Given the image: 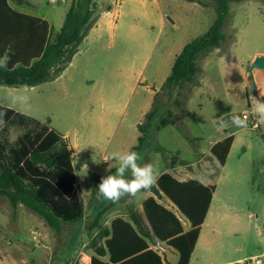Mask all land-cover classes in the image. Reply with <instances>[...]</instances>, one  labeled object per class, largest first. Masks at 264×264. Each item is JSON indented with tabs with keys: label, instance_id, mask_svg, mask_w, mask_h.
Masks as SVG:
<instances>
[{
	"label": "rangeland",
	"instance_id": "374dc122",
	"mask_svg": "<svg viewBox=\"0 0 264 264\" xmlns=\"http://www.w3.org/2000/svg\"><path fill=\"white\" fill-rule=\"evenodd\" d=\"M72 1L10 0V4L20 12L48 20L56 34ZM95 1L99 18L109 6L113 9L90 32L58 79L34 88L0 85V104L55 129L73 147L79 144L74 149V164L85 218L55 232L25 206L14 209L6 197L0 196V264H67L82 239L96 234L92 228L99 212H103L105 227H109L116 205L97 199L100 182L93 181L88 171L104 174L115 170L116 161L106 164L103 159L138 144L139 125L146 123L145 114L154 109V103L161 110L138 163H151L161 175L177 168L186 178L216 185L212 213L226 212L234 220L239 230L234 243L244 245L243 254H261L264 124H259V129L221 127L219 121L233 115L242 118L247 112L258 119L254 113L258 91L253 89L250 68L256 56L264 54V3H233L224 26L225 42L200 57V70L193 82L169 93L163 87L174 60L186 44L213 26V4L161 0L158 8L143 0ZM261 71L254 74L264 96ZM165 117L171 123L159 130ZM37 129L34 124L8 125L0 132V141L15 146L23 134ZM227 135H233L236 141L226 167H221L210 151ZM148 196L153 194L141 192L135 198L126 197L122 212L136 209L142 214V203ZM160 202L170 209L166 199ZM172 255L177 264L178 253L172 251Z\"/></svg>",
	"mask_w": 264,
	"mask_h": 264
},
{
	"label": "trees",
	"instance_id": "16d2710c",
	"mask_svg": "<svg viewBox=\"0 0 264 264\" xmlns=\"http://www.w3.org/2000/svg\"><path fill=\"white\" fill-rule=\"evenodd\" d=\"M186 1L202 6L212 3L216 20L206 34L186 44L176 56L163 87L169 93L194 81L200 70V57L220 48L226 40L224 26L231 5L245 0ZM98 9L95 0H73L60 31L54 34L48 20L14 9L10 0H0V59L5 55L11 57L7 68H0V85L34 88L58 79L96 26L100 19ZM111 10L109 6L106 12ZM160 110L154 103V109L146 114V123L139 125L138 144L130 151L143 150ZM170 123V118L165 117L158 129ZM29 124L40 129L23 134L15 146L0 141V196L6 197L14 209L25 206L55 232H61L65 224L85 218L83 193L73 165L74 149L60 132L0 104V132L8 125ZM233 142L234 136H228L211 148V155L221 167L227 162ZM89 177L96 183L103 178L95 173H89ZM147 192L153 196L142 203V214L132 210L128 221L117 218L104 228L103 212H99L92 228L97 233L90 244L93 264H165L162 256L151 248L158 242L179 254L178 264L190 263L216 186L205 185L200 180L180 182L165 173ZM161 199H168L187 219L191 225L188 232L178 215L163 205Z\"/></svg>",
	"mask_w": 264,
	"mask_h": 264
},
{
	"label": "crops",
	"instance_id": "0c3cea01",
	"mask_svg": "<svg viewBox=\"0 0 264 264\" xmlns=\"http://www.w3.org/2000/svg\"><path fill=\"white\" fill-rule=\"evenodd\" d=\"M99 1H103V0H99ZM104 1H111V0H104ZM143 2L146 4H149V5H154L158 8L161 7V0H143ZM112 9H113V5H112ZM16 10H18V9H16ZM111 11L103 14L100 17V19L98 20L95 27H97V25H101L102 22L104 21V19L109 17ZM260 55H264V54H258L257 56H260ZM174 62H175V60H174ZM261 72H263V71H261ZM256 82H257V86H258V92H257L258 97L257 98L261 101H264V96L261 95L262 84H261L258 77H256ZM146 114H145V117H146ZM228 136H232V135H227L225 138H227ZM235 141L236 140L234 137L233 146H232V149L230 151V154L228 156L227 162H226L224 167H226V165L228 163L229 157H230L231 152L233 150V147L235 145ZM248 146L251 147L250 144ZM78 147H79V144L75 145L73 147V149L76 150V148H78ZM74 159H75V153H74ZM103 160H104V163H106V164H109V162H110V160L108 162H106L105 159H103ZM73 165L75 168L74 161H73ZM114 171L115 170L110 169V170H108V172L101 174V173L89 170L88 176H89V173H95V174L100 175L101 177H106L107 175L114 173ZM75 172H76V169H75ZM165 173L171 174L180 182H187L189 180H197V179H190V178L184 177L182 174H180V171L177 168H173V169L169 168L165 171ZM201 182H203L205 185H208V186L214 185L208 181H201ZM77 184H79V183H77ZM214 186H216V185H214ZM217 189L218 188L216 186V192H217ZM216 192L214 194V197L216 195ZM149 197H151V196L146 197L144 199V201ZM214 197H213V200H214ZM125 198L121 199V201L119 203H116L115 204L116 206L113 207L112 213H113L114 219L112 220V222L117 218H123L124 220L128 221L130 212L132 210H136V209H131V210H129L128 213L122 212V210H121L122 203H123L122 201H124ZM166 200L170 204V210L174 211L178 215V217L180 218L185 232H188L191 229L190 223L176 209H174V207L172 206L171 202L168 199H166ZM213 200H212V204H211L210 210L208 212L207 218L201 227L200 237L198 239V242L196 244L195 250L192 254V257L190 259L189 264H264V252H262L261 254H243L244 245L239 246V245L234 243V239L237 238L234 236L239 235V230L237 228V225L233 219H231L227 216L226 212L212 213ZM221 207H222V209L223 208L225 209L224 205H221ZM104 220H105V218L102 219V226L104 228H106L105 227L106 221L104 222ZM111 223H110V225H111ZM110 225H109V227H110ZM207 226L209 229H206ZM151 248L154 249L155 251H157L159 253V255L162 256L165 264H174V262L172 261L173 260L172 251H175V250L168 247L166 244L159 243V242L156 244H152ZM159 248L161 249V251L158 250ZM166 259H167V261H166ZM105 260H107V258ZM178 262H179V260H178Z\"/></svg>",
	"mask_w": 264,
	"mask_h": 264
},
{
	"label": "clouds",
	"instance_id": "9594fccd",
	"mask_svg": "<svg viewBox=\"0 0 264 264\" xmlns=\"http://www.w3.org/2000/svg\"><path fill=\"white\" fill-rule=\"evenodd\" d=\"M11 57L5 55L0 59V68H7ZM254 112L258 117V124H264V101L259 99L254 104ZM221 127H247V117L233 115L229 120L221 119ZM116 161L115 172L101 179L97 188V199L119 203L125 197L135 198L141 192L150 191L160 178V171L151 163H138L142 160L136 151L112 152L105 157V161Z\"/></svg>",
	"mask_w": 264,
	"mask_h": 264
},
{
	"label": "built area",
	"instance_id": "2783aa9c",
	"mask_svg": "<svg viewBox=\"0 0 264 264\" xmlns=\"http://www.w3.org/2000/svg\"><path fill=\"white\" fill-rule=\"evenodd\" d=\"M247 117V127L259 129L260 125L258 124V119L255 118L251 113L247 112L242 115ZM95 237L93 235L91 238H83L80 244L79 249L77 250L75 256L67 264H93V252L90 248L92 239Z\"/></svg>",
	"mask_w": 264,
	"mask_h": 264
},
{
	"label": "water",
	"instance_id": "95a60500",
	"mask_svg": "<svg viewBox=\"0 0 264 264\" xmlns=\"http://www.w3.org/2000/svg\"><path fill=\"white\" fill-rule=\"evenodd\" d=\"M255 70H262L264 71V55L257 56L253 61L251 68H250V79L252 82V86L254 91H258V86L255 78L254 71Z\"/></svg>",
	"mask_w": 264,
	"mask_h": 264
}]
</instances>
